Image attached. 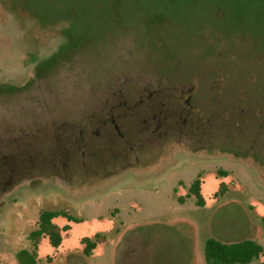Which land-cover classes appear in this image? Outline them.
I'll use <instances>...</instances> for the list:
<instances>
[{
	"label": "rangeland",
	"instance_id": "rangeland-1",
	"mask_svg": "<svg viewBox=\"0 0 264 264\" xmlns=\"http://www.w3.org/2000/svg\"><path fill=\"white\" fill-rule=\"evenodd\" d=\"M110 27L133 33L91 46ZM168 49L174 76L204 97L189 114L135 94L161 84ZM130 102L119 131L80 133L104 121L101 107ZM71 110L78 130L57 134ZM45 211L77 221L53 220L63 241L43 237L40 264H207L211 238L264 248V0H0V264L35 250ZM84 238L98 240L91 256Z\"/></svg>",
	"mask_w": 264,
	"mask_h": 264
},
{
	"label": "flooded vegetation",
	"instance_id": "flooded-vegetation-1",
	"mask_svg": "<svg viewBox=\"0 0 264 264\" xmlns=\"http://www.w3.org/2000/svg\"><path fill=\"white\" fill-rule=\"evenodd\" d=\"M238 7H240V6H238ZM240 10H241V8H240ZM240 10L238 9V11H240ZM115 29H116V27H114V28L110 27V28L106 29L105 30L106 33L104 31L102 34H100V37L96 40L95 43L94 42L90 43V44H92L91 46H96L97 42L102 37H105V39L110 44H113V45L116 43L122 44V42L126 41L129 36H132V33H133V32H129V31H125L123 29H119V28H117V30H115ZM153 34H154L153 36L156 37L157 35L160 34V32L154 30ZM84 49H85V47L83 49H80L78 52L74 51V64H76V60L79 59V57L83 54L82 51ZM169 51L173 52V50L168 49L167 53H166V57L164 58V60L163 61L160 60V62L158 63V64H160L161 68L158 67L159 73H158V75L155 74V76H156L155 79H156V81L159 80V81H157L158 83H161V84H158V88H160V87L167 88V86H171L172 88H174L175 94L178 93L177 99L171 101L169 99V97L164 98L162 95V90H159L158 88H153L151 91L146 90L147 88H145V91L138 90L135 94H137L139 92L137 94V96L145 95V97H147V96L150 97L149 99H150V101H152L151 105H153L152 109H151L152 111L161 109L162 111L165 110L166 113H172V114L178 113L179 114L180 110H185V113L189 114L194 107V105L191 103L192 99H194V103L200 102L202 104L203 102H201V100L203 99V101H204V97L201 96L200 94L199 95H200L201 99L198 98L197 96L193 97V94L195 93V90H194L195 87H188L187 88V83H190L191 81L189 79L185 80V78L180 74L174 76V74H175L174 71H177L180 69V66H178L176 64H182V63H180L181 59L174 58L173 53L169 54ZM177 59H178V62H176ZM169 60H171V61L168 62ZM168 68H170V69H168ZM124 71H125V67L120 66L119 73L121 74V76L123 75ZM166 72H168L170 74H166ZM189 78H191V76H189ZM192 78H194V79L196 78L195 80H197L199 83H201V80H203V75H200L197 77L195 76ZM122 80L123 79L122 78L120 79V77H116L114 80H110L111 82H114L115 86L111 85L112 89L107 90V93L118 94L116 88L122 85ZM253 80H254V77H253ZM245 81L250 82L246 79H245ZM201 85L198 88L199 90H200ZM199 90H198V92H199ZM128 92H130V91H128ZM157 94H160L164 99L156 98L155 95H157ZM182 94L184 97L181 96ZM114 96H116V95H113L112 97H114ZM134 96H136V95H134ZM166 96H167V94H166ZM137 98H141V97H137ZM182 100H183V103H181ZM124 105L125 104H123V103H117V104H106V106L101 107L98 110V112L99 111L100 112L95 113V114L100 115V113H101V115H103L102 118H104V121L101 122L100 124H98V126L96 128H94V126H93L95 124H93V125L92 124H86L85 129L82 130L80 133L84 134V135L86 133H87V135H93L94 134L95 136H97L98 134H95V133L101 132L102 130L105 131L106 128H107V130L111 129L114 131H119L120 127H121L120 125L126 120L127 115H129V114L135 115L134 113H136V110L138 108L136 106L135 107H132V106L128 107L127 105L126 106H124ZM257 105L259 106V103ZM202 107H204V106H202V105L199 106V108H202ZM204 108H206V107H204ZM211 108L213 110H215L214 112L218 113L220 111V109L218 110V107H215V108L211 107ZM256 110H259V109H256ZM176 111H178V112H176ZM93 129H95V131H93Z\"/></svg>",
	"mask_w": 264,
	"mask_h": 264
},
{
	"label": "trees",
	"instance_id": "trees-1",
	"mask_svg": "<svg viewBox=\"0 0 264 264\" xmlns=\"http://www.w3.org/2000/svg\"><path fill=\"white\" fill-rule=\"evenodd\" d=\"M128 107H135L134 103H128ZM60 123L53 126L54 131L57 134H71L74 130H78L80 125L78 112L74 114V111H65L60 114ZM64 116V117H63ZM65 118V120L63 119ZM62 122V123H61ZM90 124V122H86ZM83 130L86 124L83 126ZM54 150L59 152L62 149L60 142L53 145ZM61 152V151H60ZM91 172V171H90ZM106 177V175L102 176ZM92 179H98L97 176L91 177ZM191 193L197 198V205L204 206V200L201 195V180H197L191 186ZM64 216L70 220L77 221L76 218L63 211H45L41 214L40 220L37 225V229L31 233L29 239L33 241L35 250L34 251H21L17 255L19 264H40L38 261V246L43 237L47 236L51 245L55 248L62 244L63 238L61 230L53 223V220L57 217ZM70 226L64 227V231H69ZM97 241L91 238H84L82 243L85 245L84 253L87 256H91L93 251L97 247ZM264 255V248L259 245L256 241L251 239H244L242 241L234 243H225L217 239L211 238L207 240L205 245V261L207 264H250L255 259H259Z\"/></svg>",
	"mask_w": 264,
	"mask_h": 264
}]
</instances>
